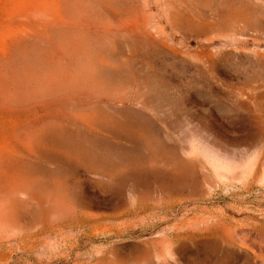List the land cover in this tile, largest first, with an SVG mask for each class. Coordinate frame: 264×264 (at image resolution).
<instances>
[{
    "label": "rangeland",
    "instance_id": "374dc122",
    "mask_svg": "<svg viewBox=\"0 0 264 264\" xmlns=\"http://www.w3.org/2000/svg\"><path fill=\"white\" fill-rule=\"evenodd\" d=\"M0 264H264V0H0Z\"/></svg>",
    "mask_w": 264,
    "mask_h": 264
}]
</instances>
